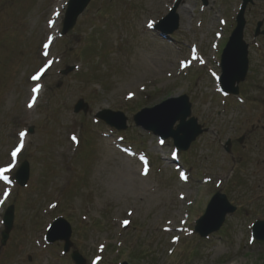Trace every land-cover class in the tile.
Segmentation results:
<instances>
[{"label":"rangeland","instance_id":"374dc122","mask_svg":"<svg viewBox=\"0 0 264 264\" xmlns=\"http://www.w3.org/2000/svg\"><path fill=\"white\" fill-rule=\"evenodd\" d=\"M66 1L0 0V168L20 148L10 183L0 181V264H73V251L83 264H264V241L251 234L264 220V37H253L264 0L245 11L238 97L222 96L217 79L241 0H90L60 36ZM175 3L179 27L160 35L153 26ZM196 53L206 64L182 66ZM181 96L206 131L176 156L171 139L132 118ZM80 99L87 112L74 114ZM102 110L123 113L125 129L96 119ZM23 162L21 187L13 176ZM218 192L236 209L200 238L195 221ZM57 219L70 229L65 253L62 239L45 242Z\"/></svg>","mask_w":264,"mask_h":264},{"label":"water","instance_id":"95a60500","mask_svg":"<svg viewBox=\"0 0 264 264\" xmlns=\"http://www.w3.org/2000/svg\"><path fill=\"white\" fill-rule=\"evenodd\" d=\"M89 1L68 0L62 24L63 35L73 28L77 17L84 11ZM249 3H252V0H242L235 19L236 26L220 56V84L222 90L227 94L236 95L238 93L237 85L245 79L248 69V45L243 40V30L246 24L244 13ZM176 6L157 24L158 29L165 33H172L177 29L178 16L175 13ZM260 27L261 23L259 22L255 36L260 34ZM261 34H264V32ZM71 70L72 68H67L62 73L65 75ZM79 111L87 112V105L82 100H79L74 107V113ZM96 117L117 130L125 129L126 118L119 112L113 113L103 110ZM133 121L136 126L141 127L145 131H151L154 135L163 139L171 138L174 146L180 151L187 150L191 142L202 133V127L197 124L195 118L191 117L190 103L186 96L170 98L158 106L143 109L133 116ZM176 123L178 124L174 127ZM29 131L32 133V129ZM227 146H229V143ZM15 179L20 186H24L27 182L28 165L26 162L16 172ZM234 210L235 208L227 202L223 194L216 193L209 201L204 215L196 221L195 232L200 237H206L210 233L216 232L221 227L225 216L231 214ZM3 220L5 228L2 233V245L5 243L12 227V207L7 209ZM57 229L59 233L55 232ZM252 233L257 240L264 241V221L255 222L252 227ZM69 237L70 229L68 225L62 219H57L49 232L48 241L53 242L56 239H62L64 241V251L66 252L71 246ZM71 258L76 264H83L77 252H73Z\"/></svg>","mask_w":264,"mask_h":264},{"label":"snow or ice","instance_id":"6c2138e0","mask_svg":"<svg viewBox=\"0 0 264 264\" xmlns=\"http://www.w3.org/2000/svg\"><path fill=\"white\" fill-rule=\"evenodd\" d=\"M51 26H52V25H51V22H50V23H49V27H51ZM148 26H149V27L152 26L151 22H149V25H148ZM47 47H48V45L46 44V45H45V48H47ZM43 72H44V69L41 68L40 71L37 72V74L34 75V76L32 77V79H33V80H38ZM38 90H39V86H37L36 88H33V92H36V91H38ZM129 95L131 96V94H129ZM33 99H35V97H33ZM28 106H29V107H32L31 104H29ZM20 136H21V140H22V139H23V136H24V133L22 132V133L20 134ZM73 139H75V137H74ZM19 151H20V148L18 147V148H16V149L11 153L12 163H10V164H9L8 166H6V167H2V168H0V181H3L5 184L10 183L9 176L6 175V173H9V172L11 171L12 167L14 166V162H15V159H16V156H17V153H18ZM7 196H8V192H7V190H6V191L4 192V197L6 198ZM0 203H3V200H0ZM123 223H124L125 225H127V224H128V221H124Z\"/></svg>","mask_w":264,"mask_h":264},{"label":"bare ground","instance_id":"6f19581e","mask_svg":"<svg viewBox=\"0 0 264 264\" xmlns=\"http://www.w3.org/2000/svg\"><path fill=\"white\" fill-rule=\"evenodd\" d=\"M187 9V8H186ZM188 10V9H187ZM40 90H38V91H36V92H34V93H31L29 96H28V99H27V101L25 102V104H29V103H31L32 104V107H28L27 109H26V111H27V113L29 114V115H31L32 114V111H33V107L36 105V99H38V97H39V95H40ZM33 97H35V99H33Z\"/></svg>","mask_w":264,"mask_h":264}]
</instances>
